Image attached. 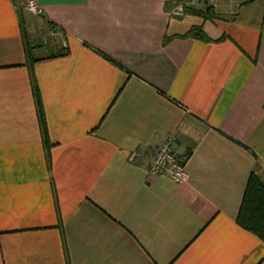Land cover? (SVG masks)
Returning <instances> with one entry per match:
<instances>
[{
	"label": "crops",
	"instance_id": "0c3cea01",
	"mask_svg": "<svg viewBox=\"0 0 264 264\" xmlns=\"http://www.w3.org/2000/svg\"><path fill=\"white\" fill-rule=\"evenodd\" d=\"M173 2L0 0V264H264L236 223L264 181V0ZM169 132L184 183L147 171Z\"/></svg>",
	"mask_w": 264,
	"mask_h": 264
},
{
	"label": "trees",
	"instance_id": "16d2710c",
	"mask_svg": "<svg viewBox=\"0 0 264 264\" xmlns=\"http://www.w3.org/2000/svg\"><path fill=\"white\" fill-rule=\"evenodd\" d=\"M211 7L212 5L205 6V8L193 9V12L203 16V18L211 17ZM179 37H194L209 40L199 25L192 26L186 33ZM56 50L57 55L66 54L68 52L66 48L56 47ZM34 92L41 131L43 133L45 144L48 145L44 112L37 87H35ZM236 223L241 228L253 233L264 242V181L261 180L255 172H251L248 176L236 215Z\"/></svg>",
	"mask_w": 264,
	"mask_h": 264
},
{
	"label": "built area",
	"instance_id": "2783aa9c",
	"mask_svg": "<svg viewBox=\"0 0 264 264\" xmlns=\"http://www.w3.org/2000/svg\"><path fill=\"white\" fill-rule=\"evenodd\" d=\"M214 0H181L173 10L174 14H182L185 7L202 8L213 5ZM25 8L32 14L41 12L36 0H25ZM54 35H59L58 33ZM61 37V35H60ZM61 39L62 46L66 42ZM136 156L132 153L130 158ZM186 157L177 150L176 133L169 132L163 135L153 149L151 159L148 161L147 171L154 176L164 175L175 183H182L188 180L189 173L186 169Z\"/></svg>",
	"mask_w": 264,
	"mask_h": 264
},
{
	"label": "rangeland",
	"instance_id": "374dc122",
	"mask_svg": "<svg viewBox=\"0 0 264 264\" xmlns=\"http://www.w3.org/2000/svg\"><path fill=\"white\" fill-rule=\"evenodd\" d=\"M179 1H181V0H174V2L172 3V6H171V8H170V11H171L172 14H174V13H173V10L175 9V7L177 6V4H178ZM185 8H188V7H185ZM202 8H203V7H202ZM204 8H205V7H204ZM189 9H190V8H189ZM191 9H197V8H191ZM34 50H35L36 53H41V52H43V47H37V48H35ZM132 153H135V152L133 151ZM132 153H130L129 158H130V156H131ZM134 157H135V156H134ZM134 157H133V158H134ZM133 158H130V159H133ZM185 182H186V181H185ZM182 183H184V182H182ZM179 184H180V183H179Z\"/></svg>",
	"mask_w": 264,
	"mask_h": 264
}]
</instances>
